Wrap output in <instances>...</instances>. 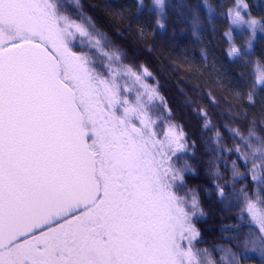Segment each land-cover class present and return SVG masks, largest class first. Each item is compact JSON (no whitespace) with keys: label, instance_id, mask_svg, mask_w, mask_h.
I'll return each instance as SVG.
<instances>
[{"label":"snow or ice","instance_id":"snow-or-ice-1","mask_svg":"<svg viewBox=\"0 0 264 264\" xmlns=\"http://www.w3.org/2000/svg\"><path fill=\"white\" fill-rule=\"evenodd\" d=\"M153 6L162 13L165 0ZM241 7L228 10L232 23L264 31ZM64 10L62 0H0V264H204L192 223L203 213L181 194L182 127L157 113L147 68H113L123 57L107 52L101 66L75 50L89 32ZM254 136L241 138L251 148ZM255 138L260 147L242 154L254 170L264 165ZM245 199L259 227L244 247L264 257V190Z\"/></svg>","mask_w":264,"mask_h":264},{"label":"trees","instance_id":"trees-1","mask_svg":"<svg viewBox=\"0 0 264 264\" xmlns=\"http://www.w3.org/2000/svg\"><path fill=\"white\" fill-rule=\"evenodd\" d=\"M62 2L64 14L89 32L77 35L75 50L101 66L109 63L107 52L123 57L113 68H147L152 76L146 82L162 98L155 101L157 113L182 127L187 147L178 153L177 166H190L181 194L189 200L195 195L203 213L192 218L200 233L193 242L200 259L234 264L235 254L240 264H264V257L243 243L258 230L247 214L245 193L256 201L264 190V165L257 159L254 170V158L246 165L242 158L260 147L255 137L264 138V86L257 83L264 71V31L232 23L228 10L239 0H165L162 13L153 0ZM243 2L245 20L264 21V0ZM97 39L100 47L93 43ZM232 48L239 53L229 55ZM250 130L251 148L241 138Z\"/></svg>","mask_w":264,"mask_h":264},{"label":"rangeland","instance_id":"rangeland-1","mask_svg":"<svg viewBox=\"0 0 264 264\" xmlns=\"http://www.w3.org/2000/svg\"><path fill=\"white\" fill-rule=\"evenodd\" d=\"M247 214L250 216V218L252 219V217H251V215L247 212ZM253 220V219H252ZM253 223H254V225H256L257 227H259L258 226V224H256L254 221H253ZM204 264H205V262H204Z\"/></svg>","mask_w":264,"mask_h":264}]
</instances>
